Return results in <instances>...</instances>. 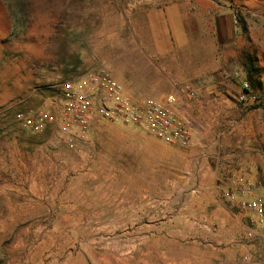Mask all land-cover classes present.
Wrapping results in <instances>:
<instances>
[{
	"label": "crops",
	"instance_id": "crops-1",
	"mask_svg": "<svg viewBox=\"0 0 264 264\" xmlns=\"http://www.w3.org/2000/svg\"><path fill=\"white\" fill-rule=\"evenodd\" d=\"M121 2L130 7L133 33L122 53L149 62L133 69L146 85L123 86L156 97L194 88L196 97L180 106L192 143L169 144L96 114L88 140L71 149L74 131L62 123L67 81L33 95L18 112L47 111L52 119L35 129L15 118L0 143V264L35 262L38 253L46 264L76 259L70 232L98 221L103 230L146 233L135 236L129 258L114 256L116 264H264V224L251 225L237 187L264 182V108L237 101L243 80L260 91L250 65L264 57V36L258 48L249 26L237 32L241 2ZM235 71L238 77L227 75ZM228 189L233 200L223 195Z\"/></svg>",
	"mask_w": 264,
	"mask_h": 264
},
{
	"label": "rangeland",
	"instance_id": "rangeland-1",
	"mask_svg": "<svg viewBox=\"0 0 264 264\" xmlns=\"http://www.w3.org/2000/svg\"><path fill=\"white\" fill-rule=\"evenodd\" d=\"M21 1L0 0V143L17 112L33 95L59 88L84 73L106 68L129 88L135 79V84H147L145 78H138V71L133 72L139 65L148 69L147 59L122 53V48L132 46L133 34L131 13L127 10L130 7L125 2L122 7L121 0ZM229 1L243 3L246 14L235 13L236 30L243 33L249 26L251 46L260 48L258 38L264 36V0ZM261 48L264 49V44ZM259 61L256 80L260 83L258 93L262 100L259 106L264 108V83L261 80L264 57ZM134 73L136 78H133ZM150 74L156 73L152 70ZM88 226L70 232V245L75 241L76 259L70 257L63 264H116L114 256L129 258L133 253L132 244L139 242L135 236L140 235L142 240V235L146 234L103 230L99 221ZM3 239L1 236L0 241ZM106 255L111 259L103 258ZM35 259L31 262L25 257L23 264H46L39 253ZM124 264L132 263L124 259Z\"/></svg>",
	"mask_w": 264,
	"mask_h": 264
},
{
	"label": "built area",
	"instance_id": "built-area-1",
	"mask_svg": "<svg viewBox=\"0 0 264 264\" xmlns=\"http://www.w3.org/2000/svg\"><path fill=\"white\" fill-rule=\"evenodd\" d=\"M237 23V15H234ZM239 71L228 73L238 77ZM69 92L66 94L62 109V123L73 130L68 139L69 148L74 149L77 141L88 140L96 114L114 123L142 127L155 137L169 144L188 147L192 143V132L186 118L180 113V106L185 97L194 98L196 90L188 85L178 86L176 91L161 97L136 95L130 93L123 84L106 68L92 70L85 75L67 81ZM243 91L237 96L239 103L251 101L258 103L259 95L248 80L242 82ZM16 119L23 127L41 129L52 119L47 111H36L28 115L16 114ZM241 193L240 207L250 210L252 226L264 224V189L261 184L245 181L239 184ZM253 194V197L249 195ZM228 200L235 198V193L228 189L223 193ZM249 236L252 232L248 233Z\"/></svg>",
	"mask_w": 264,
	"mask_h": 264
},
{
	"label": "trees",
	"instance_id": "trees-1",
	"mask_svg": "<svg viewBox=\"0 0 264 264\" xmlns=\"http://www.w3.org/2000/svg\"><path fill=\"white\" fill-rule=\"evenodd\" d=\"M18 2H22L21 0H18ZM15 24L17 25L18 24V21L16 20V18H15ZM255 66L254 65H250V70H252V71H255ZM257 69V71L259 72L260 70L258 69V68H256ZM255 83H256V85L258 86V85H260V83H257V80H255ZM252 87V86H251ZM253 89V88H252ZM259 99H260V97H259ZM260 101H262L261 99H260ZM255 105L253 106V108L254 107H258L259 106V104H260V102H258V103H254Z\"/></svg>",
	"mask_w": 264,
	"mask_h": 264
}]
</instances>
